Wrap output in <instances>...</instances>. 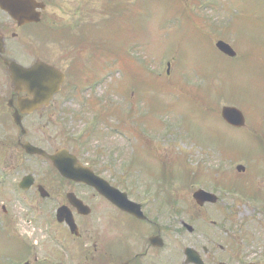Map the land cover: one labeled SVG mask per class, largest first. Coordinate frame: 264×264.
Masks as SVG:
<instances>
[{"label":"rangeland","instance_id":"obj_1","mask_svg":"<svg viewBox=\"0 0 264 264\" xmlns=\"http://www.w3.org/2000/svg\"><path fill=\"white\" fill-rule=\"evenodd\" d=\"M185 1L186 4L176 0L50 1L47 16L56 12L51 21L54 27H69L78 37L89 34L102 39V56L94 52L91 65L95 66L92 71L86 70L91 76L101 69L102 81L98 82V77L100 85L81 98L105 102L104 123L99 125L92 113L76 120L75 113L82 107H71L65 114L66 139L62 145H73L85 160L94 159L99 170L107 168L102 171H106L105 176L111 173L113 179L157 177L159 166L155 160L172 164L174 168L168 171L181 175L226 171L224 176L230 177L233 186L234 209L241 218H249L248 223L253 218L257 226L264 221V214L256 209L257 201L242 200L239 190L244 183L239 179L244 175L251 177L255 169L261 173L254 176H264V0ZM176 14L179 18H173ZM37 30L41 37L47 36L43 29ZM217 40L229 42L237 56L230 58L220 53ZM120 46L124 53L131 54H125L128 58L121 56L123 70L119 72L115 63ZM72 50L68 61L62 64L64 68L76 55V49ZM89 79L85 80L90 82ZM120 84L126 90L118 87ZM193 99L195 103L190 101ZM135 104L145 114L141 118L143 127L149 128L146 141L140 139L143 132L135 120L127 118L132 130L125 122L127 108ZM223 105L242 109L246 116L242 131L224 124L219 116ZM117 124L119 130L115 132ZM53 144L59 147L56 141ZM11 152L8 150L4 158ZM14 153L21 158L20 150ZM34 161L31 158L27 163L31 166ZM35 162L36 171L43 170L40 166L47 169L44 162ZM238 164L247 170L244 174L235 170ZM127 168L131 176L127 175ZM27 196L20 193L11 203L12 216L22 219V224L11 228V232L20 237L30 236L34 228L24 226L25 218H31L26 211ZM7 229L0 223V264H11L17 257L12 259L10 245L5 243ZM33 237L26 240L31 242Z\"/></svg>","mask_w":264,"mask_h":264},{"label":"flooded vegetation","instance_id":"obj_2","mask_svg":"<svg viewBox=\"0 0 264 264\" xmlns=\"http://www.w3.org/2000/svg\"><path fill=\"white\" fill-rule=\"evenodd\" d=\"M26 1L25 12L33 13L31 17L39 10L32 1L44 3L38 22L19 24L0 5V213L1 224L12 236L6 240L10 255L17 256L11 264H264V221L256 226L253 218L248 223L249 218L238 216L226 171L113 179L111 173L105 176L107 168L99 170L94 159L85 160L71 146L69 152L81 164L107 180L109 186L100 191L63 177L47 158L24 152L25 143L49 154L62 148L65 114L73 106L82 107L81 100L86 105L81 96L92 89L87 81L84 85L76 81L83 67L76 60L87 51L83 48L87 40L77 38L69 27L52 25L56 12L47 16L51 0ZM38 28L47 36L41 37ZM72 47L76 55L64 68ZM36 61L59 67L65 79L47 103L30 109L33 96L12 84L8 69L13 62L29 67ZM88 105L90 110L77 112L74 118L93 111L102 125L105 102ZM55 141L59 148L53 146ZM8 150L13 153L6 159ZM19 150L23 159L14 153ZM31 158L44 162L47 169H33L36 162L27 163ZM166 164L157 162L159 167ZM21 169L27 171L20 173ZM255 171L239 179L244 183L239 191L243 201H257L256 209L264 214V176H254L261 173ZM126 173L131 176L129 168ZM24 177L30 180L26 189L20 187ZM20 193L28 194L26 211L31 214L24 226L34 227L27 237L11 232L22 220L10 213Z\"/></svg>","mask_w":264,"mask_h":264},{"label":"water","instance_id":"obj_3","mask_svg":"<svg viewBox=\"0 0 264 264\" xmlns=\"http://www.w3.org/2000/svg\"><path fill=\"white\" fill-rule=\"evenodd\" d=\"M27 3L28 2L24 0H0L1 7L6 9L10 16L16 19L19 23L37 19L34 16L33 18L30 17L31 15L29 12H25L26 9L24 7L27 5ZM217 47L227 55H235V52H233L232 48L222 41H218ZM51 69L52 68L48 67L47 65H41L39 63L35 64L31 68L24 69L15 65L14 68L9 69V73H11L13 81H15L17 84H19L18 80L21 78V83L25 85V88H27L28 91L35 93V96H39L40 94V96H42L45 91H50L53 88L54 84H52V82H55L54 87H58L59 82H62L63 74L56 69ZM52 74L55 78H52ZM39 85H44L46 89L44 87L40 90V88H38ZM221 116L229 125H233L235 127H242L245 123V117L243 114L239 109L233 106H223L221 110ZM23 148H25L27 153H40L51 159L59 172L67 178H73L76 181L85 182L93 187H97L100 191L105 190L106 188L104 186L106 182L93 175V173L87 167H81V165L77 163L75 157L69 156L67 151L64 149H61L55 154L47 155L41 148L33 147L29 143L23 145ZM241 168V166H237L238 170ZM110 197H112L111 194Z\"/></svg>","mask_w":264,"mask_h":264}]
</instances>
